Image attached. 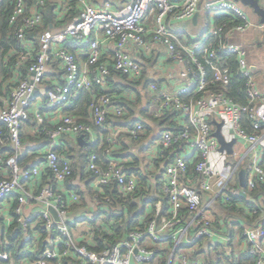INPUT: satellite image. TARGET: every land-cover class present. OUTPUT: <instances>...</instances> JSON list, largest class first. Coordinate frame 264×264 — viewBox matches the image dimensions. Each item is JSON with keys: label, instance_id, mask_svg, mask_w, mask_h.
Listing matches in <instances>:
<instances>
[{"label": "built area", "instance_id": "obj_1", "mask_svg": "<svg viewBox=\"0 0 264 264\" xmlns=\"http://www.w3.org/2000/svg\"><path fill=\"white\" fill-rule=\"evenodd\" d=\"M27 1L16 0L9 15L20 53L17 52L16 81L0 107V122L8 130L13 149L6 158L0 157V163L8 172L0 179V205L7 199L14 200L13 212L19 216L24 205H39L42 209L19 218L20 224L27 227L31 219L41 218L48 238L52 239L55 232L61 238H57L58 249L53 247L35 255L33 260L12 263L49 264L54 260L55 264H60L63 257H71L84 264H218L206 261L202 253L195 256V250L201 252L203 243L210 242L221 244L230 254L234 252L231 245L241 236L248 244L247 251L255 256V264H264V212L254 224L227 217L224 220L226 231H220L210 211L217 199L229 201L227 189L232 194H240L239 183L229 187L240 169L245 170V194L256 182L264 183V166L260 163L264 158V92L259 90L253 76L254 68L246 59V47L232 41L235 34L250 28L263 36L264 24L251 22L237 0H129L118 10L95 7L85 0H71L77 2L78 14L63 28L45 30L36 47L27 33L41 24L37 7L45 0H33L32 6H28ZM154 13V22H147ZM196 13L207 16L228 13L240 22H205L192 33L173 27L174 23L189 20ZM105 43L111 44L108 54L103 50ZM69 46L77 50L71 52ZM134 52L141 55L140 58ZM229 57H234L236 69L244 79L245 104L234 101L224 90L214 88L218 85L226 89L230 84ZM148 59L154 60L157 70L147 68ZM27 60L30 63L22 73L19 68ZM167 62L176 67L177 82L172 89L162 84L158 86L159 72H162L159 67ZM54 63L62 72V82L46 77ZM113 75L132 82L148 76V90L155 106L153 117L160 118L170 111L178 114V130L165 129L158 135L155 141L157 156L180 148H186L188 155L175 154L164 166L160 183L167 199L165 211L163 202H156L149 220L144 223L141 218L135 228L128 230L112 246L95 253L79 245L69 230V223L83 222L85 218L80 215L74 222L68 220L71 207L78 204L80 198L65 185L72 177L71 161L59 158L54 149L63 136H82L85 150L87 144L98 139L93 127L63 113L78 100L82 90L90 94L89 121L106 132V156L113 153L119 135L137 139L145 132L139 120L125 128L105 126L109 114L117 118L124 115L123 108L113 105V96L105 91L107 80ZM46 81H50L49 87L43 86ZM96 87L104 92L97 94ZM51 113L59 115L56 122L50 117ZM30 118L37 125V133L47 138L49 144L40 164L22 167L19 161L25 147L21 142V130ZM216 123H221L220 134L225 142L236 140L232 154L219 151L218 140L213 135ZM238 146H247V150H238ZM248 157L251 162L242 167ZM188 159L195 161L196 177L183 182L180 179L186 176ZM123 163L121 159L109 158L106 168L101 169L96 155L90 154L86 171L95 175L97 183L114 182L123 197H132L138 180L124 171ZM45 174H49L59 187L31 189ZM202 193L213 194V199L204 204ZM49 207L57 212L58 221L51 216ZM237 227L240 232L234 237L233 229ZM91 237L90 234L83 241ZM8 260V253L0 251V263Z\"/></svg>", "mask_w": 264, "mask_h": 264}, {"label": "trees", "instance_id": "obj_2", "mask_svg": "<svg viewBox=\"0 0 264 264\" xmlns=\"http://www.w3.org/2000/svg\"><path fill=\"white\" fill-rule=\"evenodd\" d=\"M15 1L16 0H0V97L2 96L7 98L14 86V84H10V82L14 78V72L17 69L16 59L18 57V53H20L19 43L13 35L14 26L9 23V15L12 12ZM32 4L33 0L27 1L28 6H32ZM58 8L59 4L56 0H45L43 5L37 7V10L42 17L41 24L27 33V38L33 40L36 47L38 45L40 35L45 30L63 28L75 15L78 14V12L68 11L62 17H58ZM28 12L29 10H27V13ZM216 21L217 23L229 22V24H237L240 22L239 20H236L233 15L228 13L219 14L216 16ZM75 49V47L69 46V50L71 52H74ZM29 63L30 60H27L26 64L20 66L19 69L22 73L26 70V66H28ZM227 63L230 65L231 70L230 84L226 89H223L218 85L214 88L216 90H224L225 93L234 101L240 104H245L246 97L243 86L244 79L236 69L237 65L234 57L227 58ZM61 76L62 72L58 71L57 63L51 64L46 73V77L49 78V80L57 79L62 82ZM144 78H146L144 88L146 91H149L148 76H144ZM6 83L8 84L5 85ZM141 83L142 80L139 82H132L120 75H113L107 80L105 91L113 96V105H118L123 108L124 115L117 118L112 114H109L107 116V120L105 121V126L107 128H125L130 127L133 123L139 120L145 128V134L140 135L137 139H133L126 134L119 135L114 146V151L110 156H106L104 154V149L107 146L105 138L106 132L99 129V127L94 126L92 122L88 120V104L90 101V94L84 90L80 91L78 100L64 110L66 114L72 115L79 118L80 121L86 122L98 133V139L94 143L87 144V150L84 149L86 145H81L74 138L66 140V147L62 149H54L59 158H65L71 161V178L80 177L82 178V181L88 180V183H86V191H82L80 187L71 185V189L74 190L80 198L79 203L74 204L71 207V211L83 208L86 205L87 197L92 198L95 196L97 197V200H100L99 204L95 205V211L92 213L93 215L91 219L85 218L83 220L88 223L90 228V234L92 236L91 241H78L76 239L77 243L80 242L79 245H85L88 250L95 253L107 249L120 238L125 236L128 230L135 228L138 225L142 216H144V220H142L144 223L149 220L151 215L145 214L149 205L153 206L159 199L164 200L165 205L167 204V199L161 191L160 177L163 172L161 169L175 154L171 155L172 152L168 151L163 156L154 160H149L147 159V153L162 131L165 129L171 131L178 130V114L170 111L160 118H154L152 112L150 113L149 111L150 101H148L146 106L138 110L140 117L136 118V108L141 103V95L139 91ZM160 85L161 81H158L159 88ZM43 86L49 87L50 81L43 83ZM95 90L97 91V94L104 92V89L99 87H96ZM41 97L43 96L41 95ZM150 100L153 103L152 96ZM2 104L3 103L0 99V107ZM31 121V118L25 121L21 130L22 145L28 146L19 161L22 167H30L31 165L36 164V162H34L36 154L34 150L29 147L32 141L36 142L42 140L44 141L42 146L49 142L43 135H28L27 130L33 128ZM0 133L2 137V141L0 142V154H12L13 149L10 146L8 130L2 122H0ZM149 135H152L150 139H148ZM133 149H136V153L132 152ZM90 154L96 155L97 163L101 169L106 168L109 158L123 160L124 171L129 175H134L138 180L137 189L133 196L123 197L114 182H110L107 185L99 184L95 187H91L89 183L95 180V175L86 171L87 158ZM6 156L3 158H6ZM260 163L264 166V158ZM151 164L155 167L157 172L159 170L161 171H159L160 173L157 178L154 177V181L157 180L154 183V186L150 183L153 176L149 175L148 170ZM194 165L195 161H190L189 159L187 160L186 178L196 177L194 176ZM43 177L44 179H47L50 175L45 174ZM180 180L184 182L182 178ZM42 184H44V180L42 181ZM237 184L238 182L236 180L233 186H236ZM231 186L232 183L229 184V187ZM226 193L230 197L229 201L223 202L221 198L217 199L219 206H221L220 209H222L225 217H234L248 224H254L261 219L260 215L264 212L263 182H256L255 186L251 190L246 191V197H243L240 194H232L229 189L226 190ZM252 210H255L256 213H252ZM13 221L14 222L7 230L0 231V251H5L9 255V260L1 262L0 264H8L10 260H33L35 254H40L43 249H45V247H42V242L47 236V231L43 226L44 221L41 218L31 219L26 227L28 239L33 237V233H38L42 238L38 243V246L36 244L38 249L34 253L29 251V246L27 247L28 244L33 245L34 239L32 238V240H26L23 238L21 232L15 231L17 223V215L15 214H13ZM216 224L220 227L218 220ZM68 227L73 237H75L72 229L74 230L76 224L69 223ZM238 232H240L239 227L235 228V230L233 229V236L236 237ZM54 237L61 238L57 232L54 233ZM238 239L240 241L242 237L240 236ZM231 247L234 249V252L229 254L228 249L221 244L215 243L210 245L208 253H204L206 261H216L218 264H255L256 258L251 255L250 252L247 250L244 252H238L234 243ZM198 251L199 250H195V256L202 253ZM83 262L75 260L71 257H63L60 260V264H84ZM49 264H55V261H50Z\"/></svg>", "mask_w": 264, "mask_h": 264}, {"label": "crops", "instance_id": "obj_3", "mask_svg": "<svg viewBox=\"0 0 264 264\" xmlns=\"http://www.w3.org/2000/svg\"><path fill=\"white\" fill-rule=\"evenodd\" d=\"M56 1L59 4V8H58V11H57L58 12V17H62L63 15H65L68 12V10L72 11V12H77L76 11V7L78 6L77 2H72L71 0H56ZM85 1L87 2V4L93 5L95 7H101L102 8L104 6H108L111 10H118V9L122 8L125 4H127L129 0H85ZM71 4H72V6H71ZM219 14L220 13L213 15L214 22H217L216 21V16H218ZM247 16H248V14H247ZM209 17H210V15L207 16L205 13H199L195 24L193 23L192 18H191L189 20L176 22V23L173 24V27L175 29L179 30V31H186L188 33H192V32H195V31L199 30L200 28H202L205 22H210ZM248 18H249V16H248ZM249 20L251 22H253V23H258L259 22V18L257 20H251L249 18ZM147 22H153V15L151 17H149ZM232 41L235 42V43L243 44L246 47L247 52L248 53L250 52L251 54L254 53L255 57H257V55L260 54V52L264 49V38H263V36H258V33H257V31L254 28H250L248 31H246L244 33L235 34L232 37ZM103 50H104L105 54L110 53L111 52L110 51L111 50V44H109V43L103 44ZM134 54L137 57H139V58L141 56V55H139V54H137L135 52H134ZM250 65L254 68V71H257L258 67L256 65H254V64H250ZM15 72H14V78L11 80L10 84H14L15 81H16ZM154 74L158 75V73H154ZM158 79H159V81H161L162 85H166L169 89H172L175 86V83L177 82L176 72H174L173 69H169L167 71V74H165V72H163V71L159 72ZM7 84L8 83H6L5 85H7ZM257 84H258L259 90L263 92L264 91V84L259 83V82H257ZM0 99H1V101L3 103V101H6L8 98L1 96ZM63 113H65V111H63ZM58 116L59 115L57 113H51L50 114V117H52L53 122H56L58 120ZM135 117L136 118L140 117L139 114H138V110H136ZM88 120H89V118H88ZM31 122H32L33 128H31V129H29L27 131H28V135L34 136V135L38 134L37 133V125L34 123L33 119H32ZM144 134L145 133H143L142 135H144ZM78 137L79 136H63L57 142V144L55 146V149H62L64 147H66L67 146L66 140H68L69 138H74V139H76L78 141ZM150 137H152V135H149L148 139H150ZM79 143L82 145L83 141L79 142ZM43 144H44V141L40 140V141H36V142L32 141L30 143V145H29V147H31L34 150L35 154H36L35 160H34V162H36V164H34V165H38V164H40L43 161L44 150H45L46 145L49 144V142H47V144L42 146ZM10 146L12 148L11 141H10ZM23 146L25 147V150L28 148L27 145H23ZM155 147H156V145L154 143L151 146V148L148 151V153H147V159L154 160V159L158 158V156H157L158 153H157V150H156ZM241 148H243V149L245 148V150H247V146H244V147L238 146V150L241 149ZM258 150H259V148H258ZM170 151L172 152L171 155L179 154V153L184 155V156L188 155V151L186 150V148H184V150L180 148V149H172ZM132 152L136 153V149H133ZM6 155H7L6 153L5 154H0V157L2 158L4 156H6ZM248 159H250V157H248ZM31 166H33V165H31ZM163 169H164V167H162L161 170H163ZM148 170H149V175L153 176V179L151 180L150 183H151L152 186H154V183L157 181V180L154 181V179L157 178V176L159 175V173L161 171L159 170L160 172L159 171L157 172L155 167L152 164H151V166L149 167ZM7 175H8L7 169L5 168L3 163H0V179L6 177ZM235 178L233 177L232 180L230 181V183H232V185L236 182V180L239 183L238 173L235 176ZM189 179H191V178H189ZM193 179H195V177H192V180ZM43 180H44V184H42ZM183 180L187 181L188 178H186V177L184 178L183 177ZM86 183H88V180L87 181H82V178H80V177H75V178L73 177L65 185H66V187L68 189H71V185H73L75 187H80V189L82 191H86L87 190L86 189ZM89 185L91 187H95V186L99 185V183H97L94 180L91 183H89ZM42 186H50V187H56V188L59 187V185H57L55 182H53L50 177L47 178V179H44V177L42 176L38 180V182H36V186H31V189H35V188L42 187ZM212 199H213V194H211V193H202V200H203L204 204H206L208 201H210ZM160 200L163 202V208L162 209H163V211H165V209L167 208V204L165 205L164 204V200H162V199H159L158 201H160ZM14 202L15 201L12 200V199H7V200L1 202L0 209H1V212H2V218L0 219V231L7 230L11 226V224L14 222L13 221V214H15L13 212L14 211V208H13L14 207ZM99 202H100V200L99 199L97 200V197H95V196H93L92 198L91 197H87L86 205L83 208H81V209H77V210L71 211L70 212V216L68 217V220H70V221L76 220L77 217H79L80 215H84V218L91 219V217L93 215L92 213L95 211V205L99 204ZM154 205L153 206H151V205L148 206V208L146 210V213H145L146 215H152ZM220 207L221 206H219V204H218V202L216 200V201L213 202L212 208L210 209V211H211L212 219L214 220L216 227L220 231H226L224 220L227 217H225V215L223 214V211H222V209H220ZM41 209L42 208L39 205L30 203V204L24 205L22 207V215L21 216L17 215V223H16V226H15V231L21 232L23 238H25L26 240H29V239L32 240V238L35 240V241L33 240V245H30V244L27 245V247L29 246V251L32 252V253H34L38 249V247H37L38 243L41 241L42 238H41V236L38 233H33V237L28 239V232L26 230V227H23L20 224L19 218L20 219L21 218L22 219L26 218V217L30 216L31 214H33L35 212H39ZM143 217L144 216H142V218ZM216 217H217V220H218V223H219L220 227H218V225L216 224L217 223ZM143 220H144V218H143ZM83 222H85V221H83ZM81 223L82 222H77V223L74 222V224H76V227L74 228V230L72 229L73 234L75 236L74 238L77 239L78 241L83 240L86 236H90V233H91L89 226H88L87 233L81 231L80 230V224ZM87 225H88V223H87ZM75 233L77 234V236H76ZM57 238L58 237H54V235H53L52 239L48 238V232H47V236L44 238V240L42 242V247H45V249H43V251L52 249L53 247L58 249L57 243H58L59 239H57ZM87 241L90 242L91 240L88 238ZM36 244H37V246H36ZM53 244H56L57 247L54 246ZM203 244H204L203 245L204 248L202 249L201 252L204 255V253H208V250L210 249V245H213V244L210 243V242H207V243L205 242ZM234 245H236V249L238 250V252H244V251L248 250L247 242L246 241L244 242L242 240L239 241L238 238H237V241L234 242ZM35 255H37V254H35ZM12 262H15V261L10 260L8 264H13Z\"/></svg>", "mask_w": 264, "mask_h": 264}, {"label": "rangeland", "instance_id": "obj_4", "mask_svg": "<svg viewBox=\"0 0 264 264\" xmlns=\"http://www.w3.org/2000/svg\"><path fill=\"white\" fill-rule=\"evenodd\" d=\"M259 4H260V6L264 7V1L263 0H259ZM242 7H243L244 11L248 14V16H249V18L251 20H257L258 19V17L256 16V14L253 12V10L249 6L243 5ZM154 16H155V13L153 14V22H154ZM209 19H210L211 24H214L213 14L210 15ZM258 36H260V35L258 34ZM159 52L162 53V51H159ZM161 57H163L162 54H161ZM246 59H247L248 63L254 64V65H256L258 67L257 68V71H254V74H253L256 83L259 82V83L264 84V49L260 52V54L257 55V57H255V54L254 53L251 54L250 52L249 53L247 52ZM147 61H148V66H147L148 69L154 68L155 70H157L158 65L154 62V60L148 59ZM159 68L163 72H165V74H167V71L169 69H172L173 68V70H176V67L174 68V65H172L170 62H167L166 64H162ZM146 78H144L142 80V83L140 84V90L139 91H140V95H141V100H140L141 103L136 108V110H139L140 108L146 106L147 102L150 101L149 111L151 113L155 106H154V104L150 100L151 99L150 92L149 91H146V89L144 88V82H145ZM236 149H237V147H236ZM259 150L261 151L260 148H259ZM249 162H251V159H246L245 162H244V164L242 165V167L247 166V164ZM80 230L83 231V232H85V233H87V231H88V225H87L86 222H82L80 224ZM76 236H77V234H76Z\"/></svg>", "mask_w": 264, "mask_h": 264}, {"label": "water", "instance_id": "obj_5", "mask_svg": "<svg viewBox=\"0 0 264 264\" xmlns=\"http://www.w3.org/2000/svg\"><path fill=\"white\" fill-rule=\"evenodd\" d=\"M241 2L242 5L249 6L253 12L258 16L259 22L264 24V8L260 6L257 0H237ZM198 18V13L194 14L192 21L195 24L196 20ZM220 126L221 123H216V130L214 131L213 135L218 140L219 143V151H226L228 154H232L233 151V145L236 143V140L233 139L230 142H225L223 137L220 134ZM78 141L82 142V136L78 137ZM238 178H239V186L241 187L240 195L243 197H246L245 192L243 191V188L245 186V170L240 169L238 171ZM48 211L50 212L51 216L55 221H58V215L55 209L52 207L48 208Z\"/></svg>", "mask_w": 264, "mask_h": 264}]
</instances>
